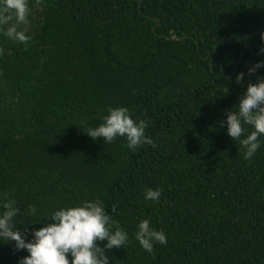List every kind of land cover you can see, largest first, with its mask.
Here are the masks:
<instances>
[{
	"label": "trees",
	"instance_id": "1",
	"mask_svg": "<svg viewBox=\"0 0 264 264\" xmlns=\"http://www.w3.org/2000/svg\"><path fill=\"white\" fill-rule=\"evenodd\" d=\"M28 6L27 45L0 31V204L16 201L15 230L27 242L53 210L98 199L128 233L109 264H264V136L245 160L219 124L264 76H248L264 61V0ZM109 107L146 120L155 146L88 137ZM149 188L158 201L144 198ZM142 219L167 237L154 256L134 238ZM27 255L0 241V264Z\"/></svg>",
	"mask_w": 264,
	"mask_h": 264
},
{
	"label": "clouds",
	"instance_id": "2",
	"mask_svg": "<svg viewBox=\"0 0 264 264\" xmlns=\"http://www.w3.org/2000/svg\"><path fill=\"white\" fill-rule=\"evenodd\" d=\"M29 12L28 0H0V31L3 35L27 45L31 40L26 34ZM260 40L264 43V32L260 33ZM259 51L264 53V48ZM2 54L3 49H0ZM260 68H264V61L250 67L248 76L255 75ZM234 82L237 85L245 82V73H238ZM245 83L246 90L234 106L236 110L226 111V120L219 124L227 128V134L233 141L239 142L244 159L248 160L261 147L260 137L264 136V76H258L255 83L250 80ZM106 111L99 126L84 129L93 141L102 138L105 144L123 137L126 147L132 151L142 145L155 146L154 141L146 136V120H133L126 107H109ZM160 195L159 190L151 188L144 192V198L150 201H158ZM15 205L16 201L4 194V202L0 204V241L14 242L16 251H27L28 255L20 258L18 264H109L108 250L121 248L128 242L127 231L114 216L105 213V206L98 199L53 210L49 221L33 230L31 239L26 242L24 235L15 230L14 218L20 214ZM111 210L115 215L119 214L116 204L111 205ZM27 211L35 216L37 210L29 205ZM137 229L135 240L153 256L155 243H167L164 232L155 230L148 219L139 220ZM99 241H106L103 248L98 246Z\"/></svg>",
	"mask_w": 264,
	"mask_h": 264
},
{
	"label": "water",
	"instance_id": "3",
	"mask_svg": "<svg viewBox=\"0 0 264 264\" xmlns=\"http://www.w3.org/2000/svg\"><path fill=\"white\" fill-rule=\"evenodd\" d=\"M172 39H175V38H172Z\"/></svg>",
	"mask_w": 264,
	"mask_h": 264
}]
</instances>
